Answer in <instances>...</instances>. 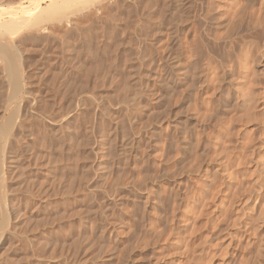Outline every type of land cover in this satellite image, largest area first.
<instances>
[{
    "label": "bare ground",
    "instance_id": "obj_1",
    "mask_svg": "<svg viewBox=\"0 0 264 264\" xmlns=\"http://www.w3.org/2000/svg\"><path fill=\"white\" fill-rule=\"evenodd\" d=\"M103 1L104 0L102 1L101 0H0V264H20V262L23 261V258L25 259V257L27 258L28 256H31L32 259V261L30 262L31 264H60V263L76 264L77 262L75 259H78L77 258L78 255H80V253L82 252L80 251L81 248L83 247V249L85 250L88 249V245L86 244L88 240H86L85 238L86 243L85 242L82 243L81 242L82 236H80L81 239L77 241L80 243L79 245H77L78 243L74 240H78L76 237L79 235L78 233L76 236L72 234L75 239L70 240L71 242L66 239H62L64 238L62 237L61 239L64 241L63 242L60 241L59 243V237L61 235L60 232L63 234L66 231L64 234L66 235L67 230L70 231V229H72L73 224L71 223L73 222L74 214L78 216L77 215L78 212L76 213L77 211L76 207L78 209L77 206L78 200H80V198L82 197L81 198L82 201L83 196L84 198L86 197L87 201L89 200L91 204L90 209L92 210V213L94 212L95 214L96 212H98V210L94 209L95 207L93 202L97 201L95 200L97 197L104 195L102 197L104 198L102 199L103 202H105L104 207L107 210L114 209L113 203L117 195L116 194L113 195V191H112L113 188L111 187L114 180L108 178L109 171L113 168L111 167L113 165L112 163H114L115 161L113 160L114 158L112 159V157H114V155L116 154L118 155V161L116 160L117 164L115 166H118L117 168L120 169V171L122 169V166L124 167L125 165L129 164L130 159L135 160V162L137 163L139 160V153L142 154V152L137 151L138 145L140 144L141 141H143V138L144 141L146 140L145 137L149 138L148 139L149 141H147L146 144L150 143L151 142L150 139L151 138L153 139L152 137L153 135L158 136L160 141L159 143L161 144L158 145L159 146L158 148H156L158 149L155 151L156 154L146 153L147 155H145L144 158L145 161L144 160L143 161L147 164L153 161V163L160 169H162L161 167H163L167 172L168 171L169 173L171 172V176L172 174H174V172H177L179 175H181L184 172L188 173L190 177L188 179L190 180L187 181H190V183L188 182L189 184L187 185L186 190H184L185 194L183 196L184 198L182 199L183 203H181L182 208L179 207L180 209H177L179 204L178 203L179 195L177 194H179L178 190L180 189L177 188L179 187L178 185L177 187L176 185H171L172 189L169 188L171 189V194L170 193L168 194L166 192V195L167 194L169 195L168 198H165L168 201L167 203H169L168 206H170L169 208L170 211L166 210L169 211L168 214L167 213L164 214L165 211H163V208L165 210V208L168 207L167 205L163 206L164 205L163 203L165 201L164 202L162 201L165 199L161 200L160 198H158L157 201L155 200L153 204L150 205V207H152L153 205L155 214H153L152 211H151L152 214L149 213L150 211L147 212L149 213L147 216V220L144 219L145 235L143 234L144 236L143 241L140 238V245L138 246H141V244L143 243L144 246L141 247L144 248L145 246H148V242H150L149 244H151L152 243L151 240L152 239L155 240L157 238L155 241L152 240L153 242H155L153 248L154 250L153 257L155 254V257L158 260V258L160 259L161 255H164L165 257L163 259V262L165 264H264V0H205L206 5L204 3L202 6L204 12L201 13L200 16H202L201 19L205 21L204 23H206L207 25L210 24L212 26L213 28L212 33L211 31L209 32V30H211L210 26H206L205 24L204 26L208 28H206V31L204 30L205 38L204 37L202 38L201 37L202 34L200 35L199 32L196 31L198 28L194 27L195 31L200 36H198L197 34L195 35L194 32L192 33L195 36L201 37L202 40L199 42L200 43L199 47L195 48L194 46L188 44L187 39L186 40L184 39V42L186 41L187 45L193 47V48L186 47L184 45L186 43L184 42L181 43V44L184 43L182 46H185L186 48H190L189 50L182 49L184 51L187 50L188 52L187 59L184 58L186 55L183 56L181 52L178 51L175 56L170 55L172 58L171 59L169 58L168 60L167 55L162 54L164 51L161 52L160 50H158L159 47L158 48L155 47L157 49L153 50V53L150 52L151 55L149 56L150 68L148 70H145V67L143 68V65L146 64V62H143L142 57L139 56L138 60L140 63H138V65L141 64V66H139V68L140 67L141 68L139 70L140 79L138 80L140 82H143L145 80L144 81L145 84L142 83L140 84L137 81L133 82L132 80L133 83L132 82L129 83L128 81L127 86H125V82H124L123 87L125 88L126 93H124V91L122 92L124 93L122 96L123 101H119L122 103H124L125 100L126 102L128 101L129 103L132 102V106L133 105L135 106L134 111L132 112L129 110L130 111L128 112L129 114L128 113L125 114L127 111L123 112L124 113L123 116L128 115L126 117L128 119L124 117H123L124 119L120 118L122 115L121 113H119L118 118H120V120H116V121L120 122V124L115 121V117H114L113 120L116 122L112 127L114 128V130L112 129V131H115L113 135L114 137L107 136L106 134L107 132H105L106 136L103 138L99 134L101 132L104 133V130L103 131L101 130L99 134H96V136L99 135L104 140L100 137H99L100 139L98 137H95L94 134V130L96 131L94 126H99L100 123L104 124V122L102 120H99L102 122L99 123L98 121V124L94 125L96 124L95 122L97 121V118L99 119L100 116L97 117L95 121L93 120V118L95 117V116L93 117V114L95 115L97 112L93 114L92 112H89L90 115L87 113V116L89 115L90 117H93L90 119L86 118L87 120H89L88 123L89 127L88 129L87 128L85 129V131L88 130L87 136L86 133L83 134L81 132L82 133L81 135H84L83 137L86 136L87 138L85 137V140L82 141V139L84 138L80 136V138L82 139L80 140L79 138L80 141H78L77 143V141L74 140L76 137L73 136L75 134H72L74 133V131L72 132V130L77 127L81 129V127L83 126L80 127V125L81 123L82 124L85 123L83 122V120L85 121V119H81L82 122L80 121V124H78L79 126H77L76 124L75 126L77 127L74 126L75 128L72 127L73 129H71L70 126L72 120H74L75 118L78 119L75 116L72 119L71 118L72 113L73 112L76 113V111L78 113L82 105L84 104L83 106H85L86 99L89 96L90 98L93 96H91V94H87L88 97L85 96L86 99H84L83 98L84 96L81 97L82 93L80 92L81 93V94L79 93L80 97L79 95H76V97L79 98H76L75 96L73 98L71 97L72 95L76 94L79 90H81V88L80 89L78 88V91H76L75 93L74 90L76 89L72 85L73 72L74 74L78 72L76 71V69H74L77 68V66L75 67V65H77L78 63V60L77 63L74 62L75 61L74 55H75V50L77 48V40L80 39L82 40V38L86 35V33L90 32V30H88L90 23L96 21L95 19L97 15L96 10H98L99 8H102V10L103 9L106 10L105 8H107L108 5H106L105 8H104L105 5L103 6L102 4L101 6V2ZM129 1L130 0L119 1L120 5L123 7V12L120 11L121 12L120 15L122 16H120L121 17L120 19L117 18L119 22L121 20V26H119L120 24L118 25V27H120L121 29V38H118L121 39L120 40L121 43H119L118 45L121 44L126 50H127L126 47L129 44L131 48L133 47V45L131 46V43L136 38L132 39V36L136 33V31L138 33L142 31L141 33L144 34L143 36H146V38H148L147 36H151V41L153 40L152 43L155 42L154 41L155 33H158L159 31V30H157V32L154 31V29L156 30L154 26L156 25L155 23L157 22L155 20L160 19L159 16H157V18L153 17L156 18L153 21V25H151L150 23L148 24L146 19H143L142 22H144L145 20L146 25H148L149 27L148 29H146L147 26L145 27L144 25L145 23L142 24V26L144 25V27L142 28L143 29L145 28L147 30V33H145L141 27L140 29L142 30L138 28L139 24L142 23L138 21L142 19V17H139L140 18L139 20L137 18L138 21L136 22L135 21L136 18L133 19L132 18L133 15H130L131 12L127 13L128 11L131 10L132 7L130 6V4L132 3L130 4L128 3ZM185 1L187 0H184L183 2ZM104 2H107V0H105ZM114 3L118 4L117 2ZM114 3L110 5L116 6ZM138 3L140 2L138 1ZM181 3H182L181 0H174L172 3L169 4V6L167 5L170 8V11L172 12L170 13L173 15L171 17H173L174 22L177 24L186 21L185 19L190 17L188 15L191 14V11L187 9L190 0L187 3L188 4V6L186 7L187 10L184 8L183 4ZM128 4L130 6L129 7L130 10L127 9ZM145 5L143 4V6ZM89 6L90 7L92 6L91 11L94 13L96 12L95 13L96 15H94L93 13L91 14L90 9H88ZM93 7L95 9L94 11H93ZM161 7L164 6L162 5ZM110 9H112V7ZM116 9H118V7ZM88 10L90 12L88 14L89 15L91 14L90 15L91 17H93V15L95 16V18L93 17V20L94 19L95 20L92 22H90L92 18H90L89 19L90 21H88L89 18L88 17L89 15L87 14ZM102 10L99 9V11ZM126 10L128 11L126 12ZM188 10L190 11L189 14H188ZM77 11L80 12L81 14L80 16L81 19H79V17H77L76 14V18H78V20L74 18L75 17L74 14ZM154 11L156 12V10ZM199 11H201V8ZM128 14L130 15V17ZM170 14L168 15L170 16ZM192 14H194V12ZM115 17H119V16L115 15ZM171 17L170 19H172ZM129 18L134 20L136 23L134 22L135 23L134 24L132 21H130L131 19ZM105 19H109V18H105ZM203 20L200 21L203 22ZM104 21L105 20H103V22ZM129 21L132 23L130 24ZM105 22L103 24H105ZM101 28L102 26L100 27V29ZM137 29H139V31ZM171 29H175V27ZM207 29L209 30L207 31ZM176 30L178 29H175V31ZM111 32L113 36V31ZM184 32L185 31H183V33ZM162 33L165 34L166 32L162 31L160 33L159 31L158 34H162ZM88 35L90 36V34ZM135 35L136 36L139 35L142 37L141 34H135ZM93 36L95 37V35ZM93 36L90 37L93 39ZM118 36L119 35H117V37ZM141 37H139L140 38L139 41L143 39ZM176 37L174 36V39ZM85 38L88 39L89 37L88 38L85 37ZM96 38H97V34H96ZM81 40L78 43H82ZM83 41L85 40L83 39ZM85 42H87V40ZM157 43H155V46ZM168 44H165L164 42L163 45L165 46H161L162 44L159 46H161L162 47L161 49H163V47H166V45L169 46ZM82 46L83 45H81L80 47L81 49L83 48ZM85 48H83V51ZM95 49L97 48L95 47ZM77 50H76V54L77 52L79 54V50L78 51ZM86 50H89V48ZM131 51H132L131 54H133L134 50ZM81 52L82 50H80V53ZM91 52L93 51H90L88 53L90 54ZM150 53L148 52V54ZM129 54L127 53V55ZM86 55L87 53H85V56ZM127 55L123 60L126 63V65H128L127 62L131 61L130 59H128ZM88 56L89 55H87V57ZM84 57L82 58L84 59ZM92 57H94V55ZM86 59L89 60V58ZM86 59L83 60L84 63L87 61ZM99 60L97 63H100ZM81 61L79 62L81 63ZM80 63L78 64L80 65ZM82 64L83 62L79 66L80 70H83L81 68H84V70L85 69L89 70V66L88 68H85L84 66L86 65L84 64L82 67ZM101 66L103 65L101 64ZM132 66L133 69L129 75L125 74L128 71L124 70L125 71L124 76L127 77L128 75V77L131 76L132 78L137 74V71L134 70V68H136L135 65ZM96 67L98 66L96 65ZM125 67L127 68V66ZM105 69H107V67ZM127 69L130 70V67ZM90 71L91 70H89V72ZM111 73L113 72L111 71ZM85 76L87 77L89 76V74L87 73ZM102 76L104 77L105 75ZM111 76L112 75H109V77ZM144 76L146 77V79H143ZM83 77H81V79ZM113 77L114 76H112V78ZM99 78L101 79L100 76ZM106 78L107 77L105 76V79ZM81 79L78 81V83L81 81ZM100 79L98 80L100 81ZM97 81L96 83L99 82ZM159 81H161L162 83L165 82L166 84L165 87L163 86L164 92H162V89H160L159 87L160 85H158ZM91 83H94V79L93 82L91 81ZM117 85L119 86V84ZM184 85H187V87L186 88L183 87ZM71 87L74 88V90L72 89L73 92L71 90ZM182 88L183 89L185 88L184 91L187 90L188 94L190 95L189 98H191L192 99L191 101H193V103H190V105H192L193 107V108L191 107L192 108L191 110L195 111L193 113L197 115V117H194L196 118V121L193 118L195 121L194 122L192 119H190L189 116H188L189 118L187 117L188 119L185 118L186 120L182 122L179 121L178 119L172 120L171 118H175V117L173 116L171 118H168L170 114H168L167 111L166 112L164 111L167 110L168 108L167 109L161 108L160 110L162 112L167 113L168 115L167 117L166 114L164 113L165 114L164 118H168L167 119L168 121H166V123L165 122L161 123L160 121L158 123V125L161 123L159 126L157 127L153 126L152 130H149V132L147 134L145 133L144 135L142 132L143 111L141 112V108L142 107L144 108L145 106L144 109H146L147 105L143 104V97H145L146 94L147 97L149 95V97H151L150 99H152L154 103L155 100H153V98H155V96L157 97L164 94L163 96L172 98L173 96L178 95L179 92L181 91L183 92ZM147 89H149V91H146ZM91 90L89 91L91 92ZM187 92L185 91V93ZM93 94L94 92L92 93V95ZM142 94L145 95H143L142 97ZM124 95H125V99H124ZM182 95L183 93L181 94V96ZM106 96H110V95H108L107 93ZM179 96H175V97L179 98ZM97 97H93V98L97 99ZM100 97H98L97 100H100ZM74 98H76L77 102L76 100L75 101L73 100ZM171 98L170 100L169 99L168 100L171 101ZM83 99L85 101H83ZM72 100L76 102V104L75 103L73 104ZM91 100H95V99H91ZM91 100L90 102L87 101V104L90 103L91 107L94 106L95 108V105H97L95 101L97 100H95L94 102ZM100 102L101 101H98V104H100ZM87 104L86 107H83V110L84 108L90 107V104L89 106H87ZM128 104L124 103V105L126 106ZM120 105L124 106L123 104ZM103 106L104 108L106 107L105 105L102 104L97 106V108L98 107L102 108ZM168 106L169 108H171V104ZM188 106L189 104L186 107L188 108ZM112 108L115 109L114 106H112ZM151 108L153 109L154 107L152 106L149 107V109ZM129 109L132 110L133 107ZM87 110L90 111V108L89 109L87 108L86 111ZM105 110H107V114H108V115L105 114L106 117H109V114L112 111H109L110 108L104 109V113H106ZM168 110L172 112L171 110L173 109L171 110L168 109ZM188 110H190V108H188ZM188 110L185 112H189ZM228 110L234 111L235 114H229ZM84 111L79 113L80 116L79 114L77 113L76 114L79 117H81V115L84 114V118H85L86 112L84 113ZM91 111L93 110L91 109ZM155 111L153 110V112ZM232 111L230 112L232 113ZM99 112L101 113V110ZM99 112L98 114H100ZM150 113H148L147 115L146 112V116L148 118L149 116L152 115V114L150 115ZM157 113L155 112V115ZM185 114H190V113H185ZM113 115L117 116V114L116 115L113 114ZM219 115H221V118L223 117L221 119L222 121L220 119H217L218 123L219 120L221 121L220 124L219 125L217 124L215 126V129L212 130L211 129L208 130L211 127V125L210 127L208 126L209 127L208 128L207 127L208 124H207L206 128H208L207 131L209 132L206 133L205 127L204 128L201 127L202 122L204 120L207 121V119L212 120V118L219 117ZM156 116H154L153 114V117ZM153 117L151 116L150 118L155 119ZM81 118H83V116ZM150 118L147 119V121L150 122L151 121ZM87 120L86 123L84 124L86 126H87ZM124 120L126 121L129 120V124H131V128L133 127L132 129L133 131L137 130V134H135L137 135L136 138H134L135 136L132 138L131 135H129L130 138L125 137V135L121 136L122 134H124V132L121 133L122 132L121 128H123V131L125 128H127V126L124 128V125L121 124V123H125ZM74 122H76V120ZM145 122L146 120L144 118V123ZM126 123L128 124V122ZM211 123H215L214 120ZM211 123L209 122V124ZM108 124L109 123H107V125ZM107 125L105 124V126ZM134 125H136V128L138 126L139 127L136 129L134 128L135 127ZM109 126L111 125L109 124ZM146 127L148 128L149 126ZM216 127L218 128L216 129ZM212 128H214L213 124H212ZM77 129L75 131L76 134L78 131ZM127 130L129 132V130L131 129L127 128ZM170 134L172 135L171 137H173L172 141L171 138L170 139L168 138ZM77 135H80V133ZM127 135L128 134H126V136ZM72 136L74 137V139H72ZM115 138L116 140L118 139L117 141L118 143L117 145L115 144L116 146H113L112 142L115 140ZM111 140L113 141L110 142ZM116 140L114 142H116ZM169 140L171 143L169 142ZM35 144L38 147L37 146L35 147ZM168 144H169V148H168ZM26 149L28 150V152L29 150L31 152L30 154H28V156H26L23 153V151L24 150L26 151ZM166 149L172 151V153L170 152L172 157L171 155L170 157L166 155L165 152ZM200 157H203V159L204 157H207L208 161L207 159H204L203 161V159ZM33 165L36 169L43 166L45 168L44 172L43 170H41L43 173H45V174L42 173L43 178L45 179L42 178L43 181L40 180L41 183H39V181L36 178L35 172H33L34 170ZM73 165L75 167L76 166L78 167L80 165L83 174L80 173L81 174L80 175L78 171L76 172L77 169L76 168H75L76 170L73 169L74 167ZM70 169L75 170V172L74 171L72 172ZM165 170L162 169L163 172ZM146 171H144V173L146 172L149 174V171L148 170ZM162 171L160 170L158 171V173ZM202 172H204L205 174L203 175ZM72 173H74L75 175ZM76 173L78 174V177ZM152 173L153 172H150V174ZM23 175L29 177V178L27 177L28 184L26 180L27 185L21 183L23 182V180H21V182L18 180L19 178H24ZM159 175L157 174L156 177H158ZM119 176L117 174V177ZM139 176L137 175L135 177H138V179L140 180L136 178V180L138 181H133L132 178L131 179L132 181H128L130 180L128 179L127 182L121 181V179L123 180V178L120 179V177L117 178L116 176H114L116 178V179L114 178L115 180L119 179L120 182H123V183H119V180L115 182L117 185L118 184L121 185L120 186L121 188L119 187V191L118 190L117 191L120 192V190L122 189V191L120 192L122 193L125 189H128L131 184L130 187L133 190L131 188L130 189L134 192L133 199L135 198L136 202L142 201L145 203V205H147L149 203L150 196L148 193H142L144 192L142 191L143 186H140L141 183H143V185L145 184V182H141L144 181L142 179L143 178L145 179V176L143 178H140L142 176L140 177ZM76 177L77 179L79 178L78 181L76 180ZM111 177L113 178V176ZM123 177L127 178L126 176ZM128 178L130 177L128 176ZM146 178L148 177L146 176ZM107 179H111L113 181L112 184H110L111 181L109 183ZM174 179L176 180V177ZM107 182L109 183L110 191H112L111 194L108 193L109 187L108 188L106 187ZM21 185H23L24 187L27 186L26 192L22 189L23 187L20 188V190L23 191L22 192L19 191V186L21 187ZM163 186L165 185H162V187ZM130 189H128V191ZM152 190H155L154 192L160 194L159 190L161 189L159 187L158 190L157 186L156 187L152 186ZM164 191H165V187H164ZM17 192H21V193L25 192V195L26 193L28 194L26 195L27 197H24L22 195L24 199L26 198L24 200L26 203L24 201H23L24 203H22L21 200L20 201L18 200L17 198L18 196H16ZM133 192H129V193L133 194ZM112 195L114 197H112ZM160 196L163 197L161 194ZM122 200L123 199L119 201ZM58 202L60 204H58ZM115 203H117L116 200ZM136 205H140V204L136 203ZM136 205L135 207H139L138 209H141L142 207L145 206V205L141 206L142 205L141 204L140 205L141 208H140V206H136ZM42 208H47V210L44 209L45 211H47V213L42 211L44 213L43 214L41 212L43 216L38 217L37 221L36 222L34 221V223H32V226L34 228L32 226H31L32 228L31 227L29 228L28 226L30 225L29 223L34 219H36V216H39L40 210ZM80 208L78 210L81 211L82 208L81 209ZM134 209L136 208H133V210ZM143 209L146 208H142V210ZM178 210H180L179 213H181V218L183 219V221H181V224L176 223L175 221L176 217H178L177 216ZM105 212L106 211H103L102 215L105 214ZM134 214L135 213H133V215ZM136 215H134V217ZM164 215H166V217H168L169 220L167 221L168 225L166 222L167 225V226L165 225L166 227L162 225V219H163L162 217H165ZM88 216L83 217L80 215L79 226H83L85 229H87L90 220ZM104 217L106 216L104 215ZM143 217H141L140 219H143ZM135 218L134 220L132 219L134 224L132 221L130 225H129L130 222L127 223L129 228L127 230L131 231L133 229L134 231H136L138 229V228L137 229L134 228L135 223H138V218L137 219ZM106 219L107 218L103 220L106 221ZM140 219H139L140 224H137L138 225V226L136 225L137 227H139V225L142 224ZM67 221L69 222L70 225L68 224ZM66 222L68 226H66ZM35 223L36 225H34ZM161 225L163 226V228L161 227ZM102 226H103L102 233L106 232L107 234H109V236H111L114 233L117 235V228L115 226H110V224H105V225L102 224ZM27 228H29V230ZM125 228H127V226ZM30 229L32 230L30 231ZM28 231L31 233H29ZM68 237L66 238L68 239ZM104 238L105 236L103 237V239ZM118 239L119 238L117 237V239L114 240L117 242ZM125 239H127V237ZM121 240L122 239H120V242L118 240L117 243L114 242L116 243L113 244L115 246L113 247L112 245L111 247H108V249L113 248L114 250L117 251L119 249V246L121 245L120 244ZM72 241L77 243V244L74 243L75 246L73 245L75 249L74 248L71 249ZM99 242H97L98 245L100 244ZM20 243L21 245H25L24 247L26 246L27 247L26 248H24L23 246L20 247L19 246ZM97 243L92 245L95 246ZM103 243L99 245V248L97 245L98 249L97 248L95 249L94 247L95 251L96 250L98 251L99 249L100 250L103 249L104 245L106 247L108 246L107 242L105 244ZM128 243L130 244V242ZM59 244H61L60 248H59ZM125 244L126 246L124 244L121 245L123 247L121 248L123 251L119 249L120 251L118 250V253L121 252L120 255L125 253V256L128 257V255H130L129 251L132 252V250H130V248H127V245L129 244L127 243ZM137 244L139 243L137 242ZM130 245L133 246L132 244ZM22 247L24 249L30 248L31 251L30 252L26 251V252L27 253L29 252V254L31 255L26 256L25 255L26 252H24V250L21 249ZM133 247L135 248V246ZM141 247H139L138 249H140ZM73 249L74 252L72 251ZM127 249L129 251H127ZM110 250L112 249L106 251H109L110 253ZM114 250H112L113 253ZM140 250H142V248ZM22 251L24 252V257L23 255H21ZM104 251L101 250V252ZM127 252L128 255L126 254ZM132 254H134V251ZM108 257H110V255ZM108 257L106 258L108 259ZM5 260L7 262H5ZM110 264H112V262ZM150 264H154L153 261H151Z\"/></svg>",
    "mask_w": 264,
    "mask_h": 264
},
{
    "label": "rangeland",
    "instance_id": "obj_2",
    "mask_svg": "<svg viewBox=\"0 0 264 264\" xmlns=\"http://www.w3.org/2000/svg\"><path fill=\"white\" fill-rule=\"evenodd\" d=\"M102 1V0H101ZM105 1V0H104ZM101 2V6H102V4H103V6H104V8L106 7V5H108L107 6V8H105L106 10H102V8H99V9H101L102 11H99V9L98 10H96L97 11V15L94 13V12H92L91 10H92V6L90 7L89 6V8L88 9H90V11H91V14L93 13L94 15H96V18H95V16L93 15V17L96 19V21H94L93 20V17H91L88 13H90L89 12V10H88V12H87V14L89 15H87L88 17V21H90L89 19L90 18H92L91 19V21L90 22H92V21H94V22H96V23H94V22H92V23H90V25H89V29L88 30H90V32L88 33H86V35L82 38V40H81V42L82 43H78V42H80V40H77V48H76V50L78 49L79 50V48L81 47V45H83L82 47L83 48H85L86 46H88V47H86L85 49H84V51H83V48L81 49L80 48V50H82V54L80 53V50H79V54H78V52H77V54H76V50H75V55H74V62H76L77 63V60H78V63H80L79 61H81V63L83 62V64H82V67H83V65L85 64L86 66H84L85 68H88V66H89V70H91L90 72H89V70L88 69H85L84 70V68H81V69H83V70H80V68H79V66L81 65V63H80V65L77 63V65H75V67L77 66V68H79V69H77V68H74V69H76V71H78V72H76L75 70V74H74V72H73V79H72V85L74 86V88L76 89V90H74V88H72L71 87V90L73 89L74 91H75V93H76V91H78V88L80 89L81 88V90H79L76 94H74V95H72L71 97L73 98L74 96L76 97V95H79V97H80V94L82 95L81 97H83L84 99H86L85 98V96L86 97H88V95L87 94H91V96H93V97H100V100H97L98 99V97H97V99L96 98H93V97H91L90 98V96L86 99V101L83 99V101H85L86 103H85V106H83L82 105V109L80 108L79 109V111H78V113H77V111H76V113L77 114H79L80 112H83L84 110V113L86 112V116H85V118H84V114L83 115H81V117L83 116V118H81V117H79L80 116V114H79V116L75 113V112H73L72 113V119L74 118V116L75 117H77L78 119H74V120H72V122H74L75 120H76V122H74V123H72L71 122V126H70V128L71 129H73V128H75V127H77V126H79L78 124H80V121H81V119H85V121L83 120V122H85L86 123V120L89 118H93L94 116V118H93V120H95L96 121V118L97 117H99V119L97 118V121L95 122L96 124H94V122H93V124L94 125H97L98 124V121L99 120H102L103 122H104V124L103 123H100V122H102V121H99V126H94V128L96 129V131L94 130V134H95V137H100V138H104L106 135H105V132H107L106 134H107V136H111V137H114L113 135H114V133H115V131H112V129L114 130V128H112L113 126H114V124L116 123V122H118V121H116V120H120V118H122V119H124V118H126L128 115H125V116H123V112H125V111H127L125 114H127L128 112H130V111H134V105L132 106V102H126V100H125V104L127 103H129L127 106L126 105H124V103H122V102H119V101H123V98H122V96H123V94L124 93H126L125 91V88L123 87L124 85H123V83L125 82V86H127V83H128V81H129V83H131L132 82V80H133V82L134 81H137L138 83H142V84H145V80L143 81V82H140L138 79H140V74H139V70H140V68H139V66H141V64L140 65H138V63H140L139 62V60H138V57L139 56H141L142 57V60H143V62H146V64H144L143 65V68L145 67V70H148L149 68H150V65H149V56L151 55V53H153V50H155V49H157L158 47V50H160L161 52L162 51H164L162 54H164V55H167V57H168V60H169V58L171 59L172 57L171 56H175L176 55V53L178 52V51H180L181 52V54L183 55V56H185L184 58H186L187 59V50L186 51H184L185 49H190V48H193V47H191V46H189V45H192V46H194L195 48H197V47H199V45H200V41L202 40V38L204 37L205 38V31H206V28H208V27H206V26H210V28H211V30H209V29H207V31L209 30V32L211 31V33H212V31H213V28H212V26L209 24V25H207L206 23H204L205 21L203 20V19H201L202 18V16H200L201 15V13H203L204 12V10H203V4L205 3V5H206V1L204 0H190V3H189V6H190V8H189V6H188V2H189V0H187V1H185V2H183L184 0H181L182 1V3L181 4H183V6H184V8L186 9V7L188 6V8L187 9H189L190 11H191V14L190 15H188V16H190V17H186L187 19H185L186 21H183V23H175L174 22V19H173V17H171V16H173L172 14H170V13H172L171 11H170V8L168 7L169 6V4L170 3H172L174 0H149V1H146V0H130L128 3L130 4V3H132V4H130V6H132L131 7V10H130V6H129V4H128V7H127V9H129L130 11H128V10H126V12L127 13H130L131 12V14L130 15H133L132 16V18L134 19V18H136V22L140 19L139 17H142V19H140L138 22H142L143 21V19H146V21H147V23L149 24H151V25H153V21L157 18V16H159V18L160 19H157V20H155V21H157L155 24L156 25H158V26H154V28H156V30L154 29V31L155 32H157V30H159L160 31V33L163 31V32H166L165 34L164 33H162V34H158L159 33V31H158V33H155V38H154V41L155 42H153L152 43V41H151V36H147L148 38H146V36H143L144 34H142L141 32L142 31H140L139 33L136 31V33L135 34H141L142 35V37L141 36H139V35H133L132 36V39H134V38H136V39H134L133 41H135V42H133L132 41V43H131V46L133 45V47L131 48L130 47V44L126 47L127 48V50L126 49H124V47L121 45V47H120V45H118L119 43H121V39H118V38H121V29H120V27H118V25L119 26H121V20H120V22H119V20L118 19H120L121 17L120 16H122V15H120L121 14V12H123V7L120 5V2L119 1H121V0H107V2ZM136 1V2H135ZM138 1L140 2V3H138ZM144 1H146V2H144ZM159 1V2H158ZM201 1H202V3H201ZM111 2V3H110ZM114 2H119L118 4H116V3H114ZM157 2V3H156ZM168 2H170V3H168ZM198 2V3H197ZM105 3V4H104ZM107 3V4H106ZM112 3H114L116 6H111L110 4H112ZM154 5H153V4ZM185 3H186V6H185ZM201 3V4H200ZM134 4H136V5H134ZM139 4V5H138ZM143 4L146 6H143ZM166 4V5H165ZM196 4H198V5H196ZM118 5H120V6H118ZM133 5H134V7H133ZM141 5V6H140ZM151 5V6H150ZM164 6V7H161V6ZM168 5V6H167ZM100 6V7H101ZM112 7V9H110L111 7ZM149 6V7H148ZM200 6V7H199ZM118 7V9H116ZM155 7H157V8H155ZM122 8V9H121ZM142 8V9H141ZM146 8V9H145ZM166 8V9H165ZM168 8H169V11H168ZM197 8V9H196ZM200 8H201V11H199L200 10ZM108 9V10H107ZM134 9V10H133ZM165 9V10H164ZM186 9V10H187ZM193 11H192V10ZM95 9H94V7H93V11H94ZM111 10H112V12H113V14H112V12H111ZM114 10V11H113ZM136 10V11H135ZM139 10V11H138ZM154 10H156V12L154 11ZM188 10V14H189V11ZM206 10V9H205ZM105 11V12H104ZM121 11V12H120ZM132 11H134V12H132ZM141 11V12H140ZM162 11V12H161ZM166 11V12H165ZM168 11V12H167ZM100 13V15H99V13ZM102 12V13H101ZM116 12V13H115ZM120 12V13H119ZM138 14H137V13ZM140 12V13H139ZM147 12V13H146ZM194 12V14H192ZM199 12V13H198ZM80 14V12H76L74 15H75V19H77L78 20V18H76V14H77V17H79V19H81L80 18V16H81V14ZM105 13V14H104ZM106 13H107V15L108 14H110V15H106ZM142 13V14H141ZM143 13H146V14H143ZM149 13V14H148ZM152 13V14H151ZM160 13V14H159ZM162 13H163V15H162ZM165 13V14H164ZM185 13H187V12H185ZM101 14H102V17H101ZM118 14V15H117ZM139 14H141V15H139ZM168 14H170V16L168 15ZM79 15V16H78ZM112 15V16H111ZM115 15L116 16H119V17H115ZM129 15V14H128ZM130 15H129V17H130ZM150 15V16H149ZM194 15V16H193ZM195 15H197V16H195ZM112 18H111V17ZM114 16V17H113ZM136 16V17H135ZM138 16V17H137ZM161 16V17H160ZM187 16V15H186ZM191 16H193V17H191ZM200 16V17H199ZM109 18V19H105V18ZM151 17V18H150ZM153 17H156V18H153ZM170 17L172 18V19H170ZM102 18V19H101ZM104 18V19H103ZM116 18V19H115ZM118 18V19H117ZM137 18H138V20H137ZM152 18H153V20H152ZM99 19V20H98ZM114 19V20H113ZM129 19H131V18H129ZM150 19V20H149ZM103 20H105L104 22H105V24H103L104 22H103ZM109 22H108V21ZM111 20V21H110ZM113 20V21H112ZM152 20V21H151ZM160 20H161V22H160ZM193 20H194V22H193ZM203 20V22H201V21ZM100 21V22H99ZM114 21H116V22H114ZM118 21V22H117ZM130 21H132L133 23L135 22L134 20H130ZM129 21V22H130ZM151 21V22H150ZM165 21V22H164ZM170 21V22H169ZM171 21H172V23H171ZM98 22V23H97ZM132 22H130V24L132 23ZM135 22V23H136ZM198 22V23H197ZM134 23V24H135ZM143 23H145L144 25H145V27L147 26V28L146 29H148L149 27H148V25H146V22H145V20H144V22H142V23H140L139 24V26H138V28L140 29V27L142 28V27H144V25L142 26V24ZM160 23V24H159ZM168 23V24H167ZM204 23V24H203ZM88 24H89V22H88ZM102 26V28L100 29V25ZM107 24V25H106ZM109 24V25H108ZM162 24V25H161ZM170 24H171V26H170ZM173 24H175V25H173ZM177 24V25H176ZM179 24H182V25H179ZM193 24V25H192ZM206 24V26H204ZM95 25H97V26H95ZM113 25V26H112ZM116 25V26H115ZM133 25V24H132ZM159 25H161V26H163V27H161V26H159ZM179 25V26H178ZM105 26V27H104ZM92 27H93V29H92ZM115 27V28H114ZM158 27H160V28H158ZM175 27V29H178V30H176L175 31V29H171V28H174ZM188 27V28H187ZM194 27L195 28H198L196 31L197 32H199V34L201 35V37H198V36H200V35H198L197 34V32L195 31V29H194ZM205 29H204V28ZM95 28H97V29H95ZM111 28V29H110ZM186 28V29H185ZM116 29V30H115ZM139 29H137L138 31H139ZM143 29V28H142ZM142 29H140V30H142ZM145 28L143 29L144 30V32L145 33H147V30H146ZM162 29V30H161ZM166 29V30H165ZM181 29H182V31H181ZM200 29V30H199ZM202 29H203V31H202ZM98 30V31H97ZM119 30V31H118ZM146 30V31H145ZM168 30H171V31H168ZM192 30H194V31H192ZM205 30V31H204ZM92 31V32H91ZM111 31H113V36H112V32ZM115 31V32H114ZM175 31V32H174ZM183 31H185L184 33H183ZM200 31H202V32H200ZM103 32V33H102ZM143 32V33H144ZM170 32V33H169ZM192 32H194V34L196 35H198V36H195ZM196 32V33H195ZM94 33V34H93ZM104 33H106V34H104ZM110 33H111V35H110ZM175 33H178V34H175ZM186 33V34H185ZM88 34H90V36L92 37L93 35H95V37L93 36V39L88 35ZM96 34H97V38H96ZM100 34V35H99ZM104 34V35H103ZM172 34V35H171ZM174 34V35H173ZM181 34V35H180ZM193 34V35H192ZM88 35V36H87ZM107 35H109V36H107ZM117 35H119L118 37H117ZM146 35V34H145ZM185 35V36H184ZM77 36V35H76ZM102 36V37H101ZM112 36V37H111ZM162 36V37H161ZM174 36L177 38H175L174 39ZM183 36V37H182ZM190 36H192V37H190ZM195 36V37H194ZM85 37H89L88 39H86ZM99 37V38H98ZM116 39H115V38ZM137 37H138V39H137ZM139 37H141V38H143L141 41H139ZM95 38V39H94ZM108 38H109V40H108ZM201 38V39H200ZM83 39L86 41L87 40V42H85V41H83ZM113 39H115V40H113ZM161 41H159V40ZM163 39V40H162ZM184 39L186 40L187 39V42H188V44L189 45H187V43H186V41L184 42ZM193 39V40H192ZM195 39V40H194ZM98 40H99V42H98ZM105 40V41H104ZM107 40V41H106ZM144 40V41H143ZM179 40V41H178ZM181 40H183V41H181ZM97 41V42H96ZM146 41V42H145ZM149 41V42H148ZM159 41V42H158ZM85 42V43H84ZM106 42V43H105ZM109 42V43H108ZM116 42V43H115ZM118 42V43H117ZM143 42V43H142ZM158 42V43H157ZM165 42V44H168V42H169V46H167L166 45V47H168V48H166V47H163V49H161L162 47L161 46H165V45H163V43ZM178 42H180V43H177ZM182 42H184V43H186V44H184L186 47H190V48H186L185 46H182L183 44H181ZM196 42V43H195ZM84 43V44H83ZM155 43H157L156 44V46H155ZM192 43V44H191ZM94 46H93V45ZM115 46H114V45ZM162 44V45H161ZM172 44V45H171ZM177 44V45H176ZM179 44H180V46H179ZM197 44V45H196ZM80 45V46H79ZM86 45V46H85ZM92 45V46H91ZM97 45V46H96ZM100 45V46H99ZM102 45V46H101ZM110 45V46H109ZM145 45V46H144ZM159 45H161V46H159ZM85 46V47H84ZM103 46H105V47H103ZM108 46V47H107ZM175 46V47H174ZM177 46H178V49H177ZM182 46V47H181ZM79 47V48H78ZM95 47L97 48V49H95ZM101 47V48H100ZM110 47V48H109ZM113 47H115V48H113ZM117 47V48H116ZM119 47V48H118ZM128 47H129V49H128ZM144 47V48H143ZM152 47H154V48H152ZM155 47H157V48H155ZM181 47V48H180ZM185 47V48H184ZM89 48V50H86V49H88ZM99 48V49H98ZM130 48H131V50H134L133 51V54H131L132 53V51L130 50ZM144 51V53H143V51L141 50V49ZM152 48V49H151ZM166 48V49H165ZM194 48V49H195ZM93 49V50H92ZM106 49V50H105ZM112 49V50H111ZM116 51H115V50ZM149 49V50H148ZM176 49V50H175ZM181 49V50H180ZM182 49H184V50H182ZM77 50V51H78ZM95 50V51H94ZM109 50V51H108ZM115 52H114V51ZM137 52H136V51ZM146 50V51H145ZM148 50V51H147ZM151 50V51H150ZM90 52V51H93V52H91L90 54L88 53V52ZM111 51V52H110ZM126 51V52H125ZM129 51V52H128ZM142 51V52H141ZM97 52V53H96ZM107 52H109V53H107ZM114 52V53H113ZM119 52H121V53H119ZM122 52H123V55H124V58H123V55H122ZM148 52L150 53V54H148ZM179 52V53H180ZM186 52V53H185ZM239 52V51H238ZM85 53H87V55H89L88 57H87V55L85 56ZM93 53H96V54H93ZM102 53H104V54H102ZM127 53L129 54V55H127ZM135 53H137V54H135ZM147 53V54H146ZM175 53V54H174ZM83 54H84V56L86 57V58H89V60L88 59H86L84 56H83ZM91 54H92V56L94 55V57H92L91 56ZM100 54V55H99ZM103 56H102V55ZM111 54V55H110ZM145 54V55H144ZM78 55V56H77ZM80 55V56H79ZM106 57H105V56ZM121 55V56H120ZM126 55H127V57H128V59H130L131 61L130 62H127L128 63V65H126V63L123 61L124 59H125V57H126ZM148 55V56H147ZM171 55V56H170ZM99 56H101V57H99ZM109 56H110V58H109ZM111 56H113V57H111ZM170 56V57H169ZM217 56H219V55H217ZM77 57V58H76ZM82 57H84V59L82 58ZM93 59H92V58ZM98 57V58H97ZM82 58V59H81ZM112 58V59H111ZM114 58V59H113ZM87 60L85 63H84V61L83 60ZM95 59H96V62H95ZM100 59V60H99ZM102 59V60H101ZM106 59V60H105ZM133 59V60H132ZM98 60H99V62L100 63H97L98 62ZM103 60H105V61H103ZM110 60H112V61H109ZM136 60V61H135ZM138 60V61H137ZM115 61V62H114ZM129 61V60H128ZM95 62V63H94ZM103 62H105V63H103ZM117 62V63H116ZM121 62V63H120ZM137 62V63H136ZM92 65H90V64ZM120 63V64H119ZM124 63H125V66H127V68H129L130 67V70H128L125 66H124ZM148 63V64H147ZM101 64L103 65V66H101ZM123 64V65H122ZM95 65V66H94ZM96 65L98 66V67H96ZM100 65V66H99ZM112 65V66H111ZM114 65H116V66H114ZM129 65H131V66H129ZM132 65H135V67L136 68H134V70L135 71H137V74L135 75V76H133L132 78H131V76L130 77H128V75L130 74V72L132 71V69H133V66ZM137 65H138V68H137ZM91 66V67H90ZM107 67V69H105L106 67ZM109 66V67H108ZM129 66V67H128ZM95 67V68H94ZM100 67H102V68H100ZM105 67V68H104ZM111 67V68H110ZM116 67V68H115ZM123 68V69H122ZM100 69V70H99ZM117 71H115V70ZM127 69V70H126ZM97 70V71H96ZM103 70H104V72H103ZM106 70V71H105ZM109 70V71H108ZM128 71V72H126L125 73V71ZM81 71V72H80ZM85 71V72H84ZM88 71V72H87ZM96 71V72H95ZM101 71V72H100ZM111 71L113 72V73H111ZM79 73V74H78ZM84 73V74H83ZM89 74V76H85L86 74ZM96 73V74H95ZM101 75H100V74ZM108 73V74H107ZM120 73V74H119ZM128 74L127 75V77L126 76H124L125 74ZM141 73V72H140ZM77 74V75H76ZM93 74V75H92ZM118 74H119V76H118ZM81 75V76H80ZM101 77V79L99 78V76ZM102 75H105L107 78L105 79V76L103 77ZM109 75H112V76H114L113 78H112V76L111 77H109ZM137 75H138V77H137ZM84 76V77H83ZM96 76V77H95ZM78 77H80V78H78ZM81 77H83L82 79H81ZM97 77H98V79H100V81L97 79ZM125 77V78H124ZM135 77V78H134ZM78 78V79H77ZM94 79V83H91V81L93 82V79ZM104 78V79H103ZM112 80H111V79ZM129 78V79H128ZM81 79V81L78 83V81ZM121 79V80H120ZM126 79H128V80H126ZM143 79H146V77L144 76V78ZM151 79V78H150ZM90 80V81H89ZM98 82V83H96V81ZM102 80V81H101ZM104 80V81H103ZM114 80V81H113ZM119 80V81H118ZM75 81V82H74ZM82 81H84V82H82ZM116 81V82H115ZM118 81V82H117ZM127 81V82H126ZM77 82V83H76ZM132 82V83H133ZM164 83V84H163ZM161 82V81H159V84L158 85H160L159 87H160V89H162V92H164V90H163V88L165 87V82ZM79 84V85H78ZM97 84V85H96ZM99 84V85H98ZM105 84V85H104ZM108 86H107V85ZM117 84H119V86L117 85ZM77 85V86H76ZM87 85V86H86ZM91 85H92V87H91ZM94 85V86H93ZM114 85V86H113ZM77 88H76V87ZM103 86H105V87H103ZM111 86V87H110ZM116 86V87H115ZM144 86V85H143ZM164 86V87H163ZM82 87H84V88H82ZM86 87H87V89H86ZM92 88V90H91V88ZM97 87V88H96ZM101 87V88H100ZM120 87V88H119ZM183 87H187V85H184ZM95 88V89H94ZM100 88V89H99ZM104 88V89H103ZM106 88V89H105ZM184 88V89H185ZM86 91H84V90ZM94 89V90H93ZM113 89V90H112ZM184 89L182 88V90H183V95L181 96V92H179V94L178 95H175V96H179V98L178 97H175V96H173L172 98H171V101H169L170 100V98L169 97H167V96H163V95H161V96H155V98H153V100H155L154 101V103H153V101H152V99H150L151 97H149V95H148V97H147V94L145 95V94H142V97H143V95H145V97H147V98H145V97H143V104L144 105H147L146 106V109H144L145 108V106H144V108L142 107L141 108V112H142V115H143V121H142V126L144 127H142V132H143V134L145 135V133L147 134L148 132H149V130H152V127L153 126H159L161 123H166V121H168L167 119L168 118H171V117H175V118H171L172 120L173 119H178L179 121H184V120H186V119H188L189 117H190V119H192L193 121H194V119H195V121H196V118H194V117H197V115H195V113H193V112H195L194 110H191L193 107H192V105H190V103H193V101H191L192 99L191 98H189L190 97V95L188 94V92H187V90H185L187 93H185V91H184ZM73 90H72V92H73ZM88 90V91H87ZM89 90H91V92L89 91ZM122 90V91H121ZM97 91V92H96ZM108 91V92H107ZM111 91V92H110ZM124 91V93H122ZM146 91H149V89H147ZM81 92V93H80ZM94 92V94L92 95V93ZM80 93V94H79ZM106 93V94H105ZM107 93H108V95H110V96H106L107 95ZM110 93H112V94H110ZM121 93V94H120ZM148 93V92H147ZM181 93V94H180ZM73 94V93H72ZM100 94H102V95H100ZM95 95V96H94ZM97 95V96H96ZM100 95V96H99ZM189 95V96H188ZM121 96V97H120ZM186 96V97H185ZM79 97H76V98H79ZM76 98H74L73 100L75 101L76 100ZM119 98V99H118ZM121 98H122V100H121ZM174 98V99H173ZM176 98V99H175ZM91 99H95V100H97V101H95V100H91ZM106 99H108V100H106ZM111 99V100H110ZM116 99H118V100H116ZM124 99H125V95H124ZM149 99V100H148ZM169 99V100H168ZM72 100V102H73V104L75 103L76 104V102H77V100H76V102H74ZM90 100L91 101H95V103H97V105H95V108H94V106L93 107H91V104L89 103L90 102ZM103 100V101H102ZM105 100V101H104ZM175 101V103H174V101ZM190 100V101H189ZM87 101H89L88 103L90 104V107H87L88 109L90 108V111L89 110H87L86 111V109L87 108H84V110H83V107H86V104H87ZM98 101H101L100 102V104H98ZM110 101H112V102H110ZM152 101V102H151ZM92 102V103H93ZM104 102H105V104H104ZM109 102V103H108ZM173 102V103H172ZM113 103H114V105H113ZM171 104V108H169V106L168 105H170ZM189 104V106H188V108H190V110H188V108L186 107L188 104ZM89 104H87V106H89ZM105 105L106 107L104 108V106L101 108V107H98L97 108V106H99V105ZM107 104V105H106ZM111 104V105H110ZM120 104H123L124 106H122V105H120ZM133 104H135V103H133ZM166 104V105H165ZM173 104V105H172ZM187 104V105H186ZM93 105V104H92ZM156 105V106H155ZM161 105V106H160ZM111 106V107H110ZM112 106H114V108L115 109H113L112 108ZM126 106V107H125ZM154 107L152 110L151 109H149V107ZM110 108V110L109 111H112V112H110V114H109V117H106V115H108L107 114V110H105V112L106 113H104V109H109ZM117 107V108H116ZM120 109H119V108ZM131 108V107H133V109L131 110V109H129V108ZM158 107V108H157ZM192 107V108H191ZM94 108V109H93ZM101 108V109H100ZM104 108V109H103ZM114 110H112V109ZM123 108V109H122ZM127 108V109H126ZM161 108H163V109H173V110H171L172 112H170L168 109L167 110H164L165 112L167 111V113L168 114H170V116H168L167 115V113H165V112H162L160 109ZM187 108V109H186ZM91 109L93 110V111H91ZM97 109V110H96ZM98 109H100L101 110V113L99 112L100 110H98ZM142 109H144V110H142ZM155 109H156V111H155ZM162 109V110H163ZM186 109V110H185ZM95 110V111H94ZM122 110H124V111H122ZM130 110V111H129ZM150 110V111H149ZM153 110L157 113V110H158V113L156 114V115H158V114H160V115H158V116H156L155 115V112H153ZM160 110V111H159ZM189 111V112H185V111ZM117 111V112H116ZM118 111H120V112H118ZM147 112V115H148V113H150V115L152 114V112H153V114H154V116H156V117H153V114L151 115L153 118H155V119H151L150 117L151 116H149V118H150V122H151V124H150V122L149 121H147V119H149L147 116H146V112ZM169 111V112H168ZM191 111V112H190ZM230 111H232V110H230ZM229 110H228V113L229 114H235V112L234 111H232V113L230 112ZM89 112H92V114L93 113H96L95 115L93 114V117H90L89 115ZM98 112L100 113V114H98ZM114 112V113H113ZM145 112V113H144ZM159 112H161V113H159ZM234 112V113H233ZM75 113V114H74ZM87 113L89 114L88 116H87ZM104 113V114H103ZM109 113V112H108ZM119 113H121V117L120 118H118V115H119ZM144 113V114H143ZM166 114V117L168 116V118H164L165 117V114ZM184 113V114H183ZM185 113H190V114H185ZM91 114V115H92ZM105 115V116H103V115ZM113 114H117V116H114ZM129 114V113H128ZM164 114V115H163ZM192 114V115H191ZM77 115V116H76ZM110 115H111V117H110ZM177 115H178V117H177ZM179 115H180V117H179ZM186 115V116H185ZM194 115V116H193ZM147 118H146V117ZM189 116V117H188ZM114 117H115V121L113 120L114 119ZM124 117V118H123ZM188 117V118H187ZM192 117V118H191ZM220 117V118H219ZM219 117H216V118H212V120H208L207 119V121H203L202 122V124H201V127H205V132L206 133H208L209 131H207V129L210 127V125H211V127L208 129V130H212V129H215V126L218 124H220V122L222 121L221 119L223 118H221V115H219ZM87 118V119H86ZM102 118V119H101ZM103 118H104V120H103ZM118 118V119H117ZM144 118H145V120H146V122L144 123ZM164 118V119H163ZM186 118V119H185ZM194 118V119H193ZM80 119V120H79ZM110 119V120H109ZM126 119H128V118H126ZM181 119V120H180ZM217 119H220L219 120V123H218V120ZM111 120H113V121H111ZM214 120V122L216 123H211L212 121ZM79 121V122H78ZM108 121V122H107ZM110 121H111V123H110ZM122 121V120H121ZM161 121V123L158 125V123ZM194 121V122H195ZM211 123V124H209V122ZM82 122V121H81ZM124 122L126 123V122H128V124L126 123H121L122 125H124V128L127 126V128H130L131 130H129V132H128V130H127V128H125L124 129V131H123V128H121V130H122V132L121 133H123L124 132V134H122L121 135V133H120V135L121 136H124L125 135V137H129V135H131L132 136V138L134 137V138H136L137 137V135H135V134H137V130H132L133 129V127L131 128V124H129V120H124ZM85 123H81V125H80V127L81 126H83V127H81V129L79 128V127H77V128H75V129H73L72 130V132L74 131V133H72V134H75V135H73L74 137H76L75 139H74V137L72 136V139H74L75 141H77V143H78V141H80L82 138H80V136H84V135H81L82 133L84 134V133H86V136H87V134H88V130H86L85 131V129L87 128L88 129V123H89V120H87V126L86 125H84ZM107 123H109L111 126H109V124L107 125ZM119 124H120V122H118ZM77 124V126H75ZM103 125V127L105 128H103L102 127V125ZM105 124L108 126H105ZM149 126L148 128H150V129H148L146 126ZM155 124V125H154ZM157 124V125H156ZM208 124V125H207ZM212 124H213V127L214 128H212ZM215 124V125H214ZM73 125V126H72ZM128 125H130V126H128ZM137 125V124H136ZM136 125H134L135 127L134 128H136ZM151 125V126H150ZM206 125H207V127L208 128H206ZM75 126V127H74ZM85 126V127H84ZM121 126V125H120ZM73 127V128H72ZM97 127H99V128H97ZM110 127V128H109ZM122 127V126H121ZM139 127V126H138ZM137 127V128H138ZM136 128V129H137ZM218 127H216V129H217ZM76 129L78 130L77 131V134H79L80 133V135H77L76 134ZM84 129V130H83ZM108 129V130H107ZM147 129V130H146ZM81 130V131H80ZM98 130H100V131H98ZM101 130L103 131L104 130V133L103 132H101ZM106 130V131H105ZM111 132H110V131ZM127 130V131H126ZM98 131V132H97ZM109 131V132H108ZM82 132V133H81ZM101 132V133H100ZM126 132V133H125ZM133 132H134V134H133ZM100 133V134H99ZM104 135H103V134ZM113 133V134H112ZM132 133V134H131ZM96 134H99V135H101V136H99V135H97L96 136ZM110 134V135H109ZM126 134H128L127 136H126ZM172 134V133H171ZM170 134V136H168V138L170 139L171 138V141H172V139H173V137H171L172 135ZM143 135V136H144ZM149 135H152V134H149ZM85 136V137H86ZM85 137H83L84 139H82V141H84L85 140ZM153 137V139L151 138L150 139V143H148V144H146V142L147 141H149L148 139L149 138H147V137H145V141H144V138H143V141H141L140 142V144L138 145V147H137V151L138 152H142V154H140L139 153V160H138V162L136 163L135 162V160H133V159H130V161H129V164L128 165H125L124 167L122 166V169H121V171H120V169H118L117 167L118 166H115L116 164H117V161H118V155L116 156V155H114V157H112V159L113 160H117L116 161V163H115V161H114V163H112L113 165L111 166V167H113L110 171H109V176H108V178H111V179H113L114 180V182L111 180V179H107L108 180V182L110 183V181H111V183L110 184H112V182H113V184L112 185H114V186H112L111 185V187L113 188H111L112 189V191H113V195H117L116 196V202L117 203H115V200H114V203H113V205H114V209H111V210H107L105 207H104V204H105V202H103V200L102 199H104V198H102L104 195H102V196H99V197H97L95 200H97V201H95V202H93V204H94V209H96V210H98V212H96L95 214H94V212L92 213V210L90 209V207H91V204H90V202H89V200L87 201V198L85 197L84 198V196H83V199H82V201H81V198H80V200H78V209L80 208L81 209V211L80 210H78L77 209V207H76V213L78 212V216H76V214H74V217H73V222L71 223V224H73V226H72V229H70V231H68L67 230V234L66 235H64L65 234V232L62 234L61 232H60V237H59V243H60V241H64V240H62V239H66V240H68V241H70V240H72V239H75L74 238V236H76L77 235V233L79 234L78 236H76L77 237V239L78 240H74V241H79L81 238H82V240H81V242L82 243H86V240H88V242L86 243L87 245H88V249L87 250H85V249H83V247L81 248V250L80 251H82L81 253H80V255H78V259H75L76 260V264H110L111 262H112V264H115V262H116V264L118 263V264H130V262H131V264H150V262L151 261H153V263L154 264H165L164 262H163V259H164V255H161V257H160V259L158 258V260H157V258L155 257V254H154V257H153V253H154V250H153V248H154V243L155 242H153V241H155V240H151V244H149L150 242H148V246H145L144 248L143 247H141V246H144V244L142 245L141 244V246H138V245H140V238H141V240L143 241V234H144V232H145V220H147V216H148V214L149 213H151V211H152V213L153 214H155L154 213V209H153V205H152V207H150V205L151 204H153V202L156 200L157 201V199L158 198H160L161 200L162 199H165V198H168V194L170 193L171 194V189H172V187H171V185H176V187H177V185L179 186V187H177L179 190H178V192H179V194H177V195H179L178 197H179V200H178V208H177V206H176V208L177 209H180V208H182L181 206H182V204L181 203H183V196H184V190H186V188H187V185L190 183V181H187V180H190V179H188V178H190L189 177V174L188 173H182L181 175H179L177 172H174V174H176V175H174V174H172V176H171V172L169 173V171L167 172L166 170H165V168H163V167H161L162 169H164L165 171L163 172L162 171V169H160L159 167H157L154 163H153V161L152 162H150L149 164H147V163H145L144 161H145V155H147L148 153H152V154H156V150H158V149H156V148H158L159 146L158 145H160L161 143H159L160 141H159V138H158V136H155V135H153L152 136ZM155 137H157V138H155ZM79 138H80V140H79ZM87 138V137H86ZM99 138V139H100ZM102 138V139H103ZM130 138V137H129ZM112 139H114V138H112ZM157 139V140H156ZM73 140V141H74ZM104 140V139H103ZM115 140H116V138H115ZM114 140V141H115ZM113 140H111L110 142H112ZM112 142L113 143V146H116L117 145V141H118V139L116 140V142ZM169 142H170V140H169ZM76 143V142H75ZM76 143V144H77ZM111 143V144H112ZM156 143V144H155ZM171 143V142H170ZM116 144V145H115ZM147 145H148V147H147ZM37 145L35 144V147H36ZM38 147V146H37ZM154 147V148H153ZM168 148H169V144H168ZM146 149V150H145ZM170 150H171V147H170ZM144 151V152H143ZM170 153H172V151H169V149H166V155H168L169 157H170V155H171V153L169 154L168 152ZM27 152V153H26ZM23 153L26 155V156H28V154H30L31 152H30V150H29V152H28V150L26 149V151L24 150L23 151ZM147 153V154H146ZM158 153V152H157ZM144 155V156H143ZM141 156H143V157H141ZM167 156V157H168ZM168 157V158H169ZM171 157H172V155H171ZM117 158V159H116ZM177 158V157H176ZM178 158H181V157H178ZM200 158H202L203 159V157H200ZM166 159V158H165ZM204 159H207V161H208V158L207 157H204ZM204 159H203V161H204ZM112 160V161H113ZM144 160V161H143ZM201 160V159H200ZM211 160V159H210ZM179 161V160H178ZM74 166V165H73ZM115 166V167H114ZM41 168V169H40ZM43 168V169H42ZM77 170H76V169ZM81 168V166L79 165L78 167L76 166H74L73 167V169H75L76 170V172L78 171V173L80 174H83L82 173V168ZM33 172H35V175H36V178H37V180L39 181V183H41V181H43L42 180V178H43V174H45V173H43L45 170V168H44V166L43 167H39L38 169H36L35 167H34V165H33ZM39 169H40V171H39ZM71 170L72 172L74 171L75 172V170ZM157 169H159V170H157ZM37 172H36V171ZM41 170H43V172L41 171ZM69 170V171H70ZM80 170V171H79ZM119 170V171H118ZM146 170H148L149 171V174H150V172H153L152 174H148V173H146L147 171ZM162 171V172H159L158 173V171ZM70 171V172H71ZM144 171H146L145 173H144ZM156 171V172H155ZM39 172V173H38ZM66 172H68V171H66ZM112 174H111V173ZM120 172H121V174H122V176H121V174H120ZM165 172H166V174H165ZM43 173V174H42ZM140 173H143V174H140ZM156 173V174H155ZM172 173H173V171H172ZM72 174H74V173H72ZM80 174V175H81ZM117 174H118V176H119V174H120V179L121 178H123V180L121 179V181H123V182H127V180L128 179H130V180H128V181H132L131 179L133 178V181H138V180H140V179H138V177H135V176H139V174H140V176H142V177H140V178H143L146 174V176L148 177V178H146V176H145V179L143 178L142 180H144V181H141V182H145V184L143 185V183H141V185L140 186H143L142 188H143V190L142 191H144V192H142V193H148L149 194V196H150V200H149V203L147 204V205H145V203L144 202H139V201H137L136 202V200H135V198L133 199V197H134V192L132 191L133 189L130 187L131 186V184H130V186H129V188L128 189H130L129 191H128V189H125L122 193H120L121 191H122V189L120 190V192H118L119 191V187L121 186L120 184H116L115 182L117 181V180H119V179H117V180H115L116 178L114 177V176H116L117 177ZM145 174V175H144ZM157 174L159 175L158 177H156L157 176ZM169 174V175H168ZM178 174V175H177ZM188 174V175H187ZM202 174L204 175L205 173L204 172H202ZM40 175H42V176H40ZM75 175V174H74ZM76 175H77V177H78V174L76 173ZM80 175H79V177H80ZM111 176H113V178L111 177ZM123 176H126L127 178H124ZM128 176L130 177V178H128ZM173 176H174V178L176 177V180L173 178ZM20 177H22V176H20ZM23 177L24 178H19L18 180L21 182V180H23V182H21V183H24L25 185H27L28 184V176H26V175H23ZM28 177V178H27ZM38 177H39V179H38ZM77 177H76V180L78 181L79 180V178L77 179ZM119 177H117V178H119ZM150 177V178H149ZM25 178H27V179H25ZM115 178V179H114ZM136 178L138 179V180H136ZM172 178V179H171ZM179 178V179H178ZM24 179H25V182H24ZM43 179H45V178H43ZM135 179V180H134ZM171 179V180H170ZM26 180H27V184H26ZM41 180V181H40ZM126 180V181H125ZM168 180V181H167ZM175 180V181H174ZM167 181V182H166ZM177 181V182H176ZM19 182V183H20ZM107 182V183H108ZM123 182H120V180H119V183H123ZM175 182V183H174ZM189 182V183H188ZM20 183V184H21ZM38 183V182H37ZM38 183V184H39ZM107 183H106V187L108 188L109 187V183H108V185H107ZM134 183V182H133ZM172 183V184H171ZM19 184V185H20ZM23 184V185H24ZM159 186H158V185ZM23 185H21V187L19 186V191H21L20 190V188H22L25 192H26V187L27 186H23ZM162 185H165V186H163L162 187ZM152 186H157V189L159 190V187H160V189L161 190H159L160 191V194L163 196V197H161L160 196V194L159 193H157V192H154L155 190H152ZM123 187V186H122ZM164 187H165V191H164ZM118 188V189H117ZM121 188V187H120ZM141 188V189H142ZM162 188H163V191H162ZM169 188H171V189H169ZM109 189V194H111L112 193V191H110V187L108 188ZM22 190V191H23ZM118 190V191H117ZM21 191V192H22ZM127 191V192H126ZM21 192H17V195L16 196H18L17 198H18V200L20 201H22V203H24L25 201V199H24V197H27L26 195H28L27 193H26V195H25V192H23V193H21ZM115 192V193H114ZM124 192H126V193H124ZM129 192H133V194L132 193H129ZM164 192H165V194H164ZM166 192L168 193L167 195H166ZM21 193V194H20ZM128 193V194H127ZM18 194H20V195H18ZM109 194H107V195H109ZM122 194V195H121ZM124 194V195H123ZM165 196H164V195ZM24 197H23V196ZM112 195V197H114ZM133 195V196H132ZM20 197V198H19ZM23 198V199H22ZM106 198V197H105ZM121 200V199H123L122 201H119V200ZM118 200V201H117ZM24 201V202H23ZM84 202V203H81V202ZM165 201V202H164ZM137 204H142L141 206H144V207H142V208H146V209H143L142 210V208H141V206L140 205H136V203ZM162 202H164L163 204V206H168V204L169 203H167L168 201H167V199H165V200H163ZM26 203V202H25ZM143 203H144V205H143ZM58 204H60L59 202H58ZM135 205L136 206H140V208L141 209H138L139 207H135ZM55 206V205H54ZM53 206V207H54ZM80 206V207H79ZM180 207V208H179ZM133 208H136V209H134L133 210ZM150 208H151V210H150ZM168 208V209H167ZM167 208H165V210H164V208H163V211H165L164 212V214H168L169 213V208H170V206H168ZM47 210V208H42L41 210H40V213H39V216H36V219H34L33 221H31L29 224L30 225H28L29 226V228L32 226V223H34V221L36 222L37 221V218L38 217H42L43 216V212L42 211H44L45 213H47V211H45V210ZM139 211H138V210ZM148 209V210H147ZM138 211V212H133V211ZM166 210H169V211H166ZM103 211H106L105 212V214H103L102 215V212ZM142 211H143V213H142ZM150 211V212H149ZM43 214H42V213ZM142 213V216H141V213ZM147 212H149V213H147ZM178 213H177V216L178 217H176V219H175V221H176V223H179V224H181V221H183V219L181 218V213H179L180 212V210H178L177 211ZM75 213V212H74ZM132 213V214H131ZM133 213H135L134 215H136V214H138V215H136L135 217H137L138 218V223H135V229H137L136 231H134L133 229L130 231V230H127V229H129L128 228V224L127 223H129V225L133 222V220H134V215H133ZM151 213V214H152ZM88 214H89V216H88ZM147 214V215H146ZM80 215L81 216H83V217H85V216H88L89 218H90V220H89V223H88V227H87V229H85L83 226H79L80 225ZM85 215V216H84ZM104 215L106 216V217H104ZM133 216V218H132V216ZM143 215H144V217H143ZM103 216V217H102ZM139 216V217H138ZM143 217V219H140L141 217ZM165 217H162L163 219H162V225H164V227H166L167 225H168V222L167 221H169L168 220V217H166V215H164ZM75 217H76V219H75ZM131 217V218H130ZM105 218H107L106 219V221L105 220H103V219H105ZM128 218H129V220H128ZM137 218H135V219H137ZM131 219V220H130ZM133 219V220H132ZM139 219L141 220V225H139V227H137L138 225L137 224H140V221H139ZM145 219V220H144ZM76 220V221H75ZM132 221V222H131ZM144 221V222H143ZM165 221V222H164ZM178 221V222H177ZM68 222V221H67ZM67 222H66V226H68L67 225ZM75 222V223H74ZM111 222V223H110ZM166 222H167V225H166ZM68 224H69V222H68ZM102 224L103 225H105V224H110V226H115L116 228H117V235L114 233V234H112L111 236H109V234H107L106 232H104V233H102L103 231H102V229H103V226H102ZM127 224V225H126ZM133 224H134V222H133ZM34 225H36V223L34 224ZM70 225V224H69ZM75 225V226H74ZM137 225V226H136ZM161 225V227L163 228V226ZM166 225V226H165ZM127 226V228H125ZM33 227V226H32ZM31 227V228H32ZM73 227H75V228H73ZM102 227V228H101ZM29 228H27L28 230H29ZM34 228V227H33ZM26 229V230H27ZM75 229H76V231H75ZM166 229V228H165ZM32 229H30V231H31ZM73 230H74V232H73ZM87 230V231H86ZM82 232V234H81V232ZM129 231V232H128ZM29 232V231H28ZM71 232V233H70ZM131 232V233H130ZM134 232V233H133ZM29 233H31V232H29ZM72 235V234H74V236L72 235H70V234ZM76 233V234H75ZM84 233V234H83ZM104 234V235H103ZM107 234V235H106ZM120 234H121V236H120ZM122 234H124V235H122ZM129 236V239H128V236ZM69 237H68V236ZM145 235V234H144ZM68 237V239L66 238V237ZM80 236H82L81 238H80ZM105 236V238L103 239V237ZM127 237V239H125L126 237ZM62 237H64V238H62ZM73 237V238H72ZM79 237V238H78ZM101 237V238H100ZM117 237L119 238L118 240H119V242H120V239H122L121 240V245H125L126 246V244L125 243H127V244H129L128 242H130V244H132L133 246H135V248L133 247V246H131L130 244L129 245H127V248H130V250H132V252L131 251H129L128 249H127V251H129V254L130 255H128V252L126 253L127 255H128V257L127 256H125V253H123V254H121L120 255V253H118V250L119 249H121V248H123L121 245V247L119 246V249L116 251V250H114L113 248H109V249H112V250H114V253H113V251L112 250H110V253H109V251H106V250H109L108 249V247H111L113 244H116L117 242H118V240H117V242L115 241L116 239H117ZM62 238V239H61ZM70 238V239H69ZM85 238H86V240H85ZM139 238V239H138ZM84 239V240H83ZM101 239V240H100ZM105 239H106V242H107V247L104 245V247H103V249L106 251H104L103 249H101L102 251H104V252H101V250L99 249L97 252L95 251V249L97 248V245H98V243L97 242H99L100 244L99 245H101L103 242V244H105L106 242H105ZM115 239V240H114ZM103 240V241H102ZM128 240V241H127ZM74 241H72V245H71V249L72 248H74L75 249V247H73V245H74ZM127 241V242H126ZM62 242H61V244H62ZM71 242V241H70ZM102 242V243H101ZM114 242H116V243H114ZM137 242L139 243V244H137ZM78 243V244H77ZM77 243H75V244H77V245H79V243L80 242H77ZM95 243H97L95 246L94 245H92V244H95ZM61 244H59V248H60V245ZM153 244V245H152ZM99 245H98V248H99ZM145 245H147V244H145ZM20 247L21 246H25V245H21V243H20V245H19ZM75 246V245H74ZM93 246V247H92ZM115 245H113V247H114ZM129 246V247H128ZM131 246V247H130ZM20 247H19V249H20ZM21 248V249H23L24 250V252H26V251H31V249L29 250V249H24V248H26V247H24V248ZM68 247V246H67ZM94 247H95V249H94ZM139 247H141L142 248V250H140V249H138ZM69 248V247H68ZM97 248V249H98ZM107 248V249H106ZM116 248V247H115ZM125 248V247H124ZM132 248V249H131ZM74 249L72 250L73 252H74ZM136 249V250H135ZM112 251V252H111ZM120 251V250H119ZM121 251H123L122 249H121ZM133 251H134V254H132L133 253ZM138 251V252H137ZM24 252L22 251L21 252V255H23V257H24ZM29 252L27 253H25V255L27 256V255H31V254H29ZM98 252H99V254H98ZM101 253V254H100ZM102 253H103V255H102ZM108 253V254H107ZM112 253H113V256H112ZM120 255H118V254ZM135 253H138V254H135ZM141 253V254H140ZM60 254V253H59ZM110 255V257H108ZM116 255V256H115ZM119 257H118V256ZM137 255V256H136ZM112 256V257H111ZM123 256H125V257H123ZM130 256V257H129ZM132 256V257H131ZM29 257V258H28ZM27 258L25 257V259L23 258V261H21L20 262V264H31L30 262L32 261V259H31V256H28ZM60 257V256H59ZM105 257V258H104ZM106 257H108V259L106 258ZM118 257V258H117ZM123 257V258H122ZM8 258V257H7ZM103 258V259H102ZM111 258V259H110ZM20 259H22V258H20ZM30 259V260H29ZM117 259H118V261H117ZM153 259V260H152ZM155 259V260H154ZM7 260V259H6ZM5 260V262H7ZM162 260V261H161ZM106 261V262H105ZM111 261V262H110ZM115 261V262H114ZM114 262V263H113ZM60 264H63V263H60Z\"/></svg>",
    "mask_w": 264,
    "mask_h": 264
}]
</instances>
